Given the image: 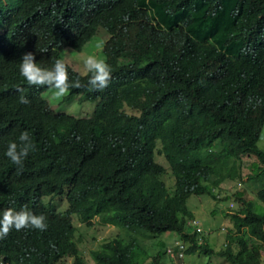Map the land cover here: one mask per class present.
Listing matches in <instances>:
<instances>
[{
	"label": "trees",
	"instance_id": "1",
	"mask_svg": "<svg viewBox=\"0 0 264 264\" xmlns=\"http://www.w3.org/2000/svg\"><path fill=\"white\" fill-rule=\"evenodd\" d=\"M0 26V218L26 206L48 223L0 240V264H61L66 256L89 264L72 240V214L85 227L97 217L123 233L90 250L96 264H163L164 242L145 249L162 232L187 241V256L212 254L189 233L192 195L233 199L215 253L231 264H262L264 0H0ZM99 26L108 34L103 53L127 62L110 65L103 91L66 65L70 82L83 85L68 97L98 102L88 118L51 115L41 96L47 88L28 86L19 73L22 56L31 52L50 69L63 47L79 52ZM24 131L35 151L19 171L5 153ZM158 141L172 191L154 160ZM234 159L244 191L226 196L220 186ZM65 190L68 208L55 213L43 197Z\"/></svg>",
	"mask_w": 264,
	"mask_h": 264
},
{
	"label": "rangeland",
	"instance_id": "2",
	"mask_svg": "<svg viewBox=\"0 0 264 264\" xmlns=\"http://www.w3.org/2000/svg\"><path fill=\"white\" fill-rule=\"evenodd\" d=\"M1 27V26H0ZM107 39V31L105 28L99 26L90 39L85 42L79 52L72 51L68 46L63 47L59 51V58L66 63L73 71L79 74H85L86 70L83 65L84 59L88 55L95 54L98 58L104 59L109 65L119 64L121 61L126 63L128 59L120 57L117 54L106 55L102 51L105 40ZM45 100L46 110L52 114L67 113L77 118H83L93 113L97 101L81 100L78 95H72L69 100L56 99L53 91L47 89L42 93ZM260 146L264 147V135L259 140ZM155 160L165 168L163 179L170 191L173 190L174 177L169 173V167L159 153L155 154ZM227 176L224 177L221 183V189L226 193V196L232 195L237 190L244 191V178L239 177V162L231 160L228 163ZM219 167L217 175L221 176L224 169ZM241 182L238 186L237 183ZM246 197L253 199V195L245 192ZM47 202L54 205L57 212H63L67 207V201L64 195L46 198ZM255 200V199H254ZM230 202L234 203L233 199L214 200L207 195H192L188 199V208L193 212L194 217L201 221L204 231L208 232L209 245L212 249H219L224 242L225 234L229 231L230 222L227 214L233 210L230 208ZM257 203L256 201H254ZM234 207V206H233ZM258 212L264 214V207H258ZM72 222L75 226L76 232L74 241L81 250L80 253L89 264H96L90 256V250L96 249L104 241L110 240L120 233L116 227L107 224H101L97 218L92 221L90 227H85L84 223L80 222L77 216L72 217ZM155 240H162L165 244H170L177 236L173 232H162ZM146 248V247H145ZM187 264H231L224 258L217 254L204 255L195 253L186 256ZM262 264H264V251L262 253ZM149 259L144 264H149ZM65 264H73L71 258H66Z\"/></svg>",
	"mask_w": 264,
	"mask_h": 264
},
{
	"label": "clouds",
	"instance_id": "3",
	"mask_svg": "<svg viewBox=\"0 0 264 264\" xmlns=\"http://www.w3.org/2000/svg\"><path fill=\"white\" fill-rule=\"evenodd\" d=\"M107 37H108V34H107ZM106 40H105V42H106ZM105 42H104V44H105ZM72 51H74V50H72ZM120 63H123V62L121 61ZM66 65L67 64L64 63L62 60H60V58H59V59L55 60L54 64L52 65V67L50 69L42 67L38 63L35 62L34 54L31 52H28V53H25L21 58V62L19 65V73L24 78V80L26 81L28 86L46 87L47 89H50L53 91V95L56 99H62L64 97L62 100L67 101L71 97V96L68 97L69 96V94H68L69 90L72 88H81V87H83V85L80 83L79 80L70 82ZM83 65H84V68L86 70L85 74H87V73L90 74V78H89L88 83L90 85L91 90L103 91L104 89H106L108 87V85L111 81V78H112V68L104 59L98 58L95 54H91V55H88L86 59H84ZM85 74H80V75H85ZM46 90H44V91H46ZM16 91L21 94L19 96V102L21 104L27 105L30 103V101L26 98V96L23 95V93L25 91L24 88L17 87ZM42 93H41V96H42ZM42 98H43V96H42ZM79 98L81 100H87V99H82L80 96H79ZM88 101H90V100H88ZM44 102H45V100H44ZM45 109H46V107H45ZM93 113H94V110H93ZM59 114H67V113L62 112ZM59 114H57V115H59ZM92 114L85 116L83 118H88V117L92 116ZM67 115H69V114H67ZM54 116H56V115H54ZM69 116H72V115H69ZM73 117H75V116H73ZM75 118H77V117H75ZM18 139H19V144L16 142H10L8 144L5 156L14 165L17 166L19 171H23L24 160L28 157L30 152L35 151V145L33 144L32 140H31L30 133L27 131L21 132ZM258 145H260L259 141H258ZM160 146H161V143H160V141H158L157 146H156V150L154 153V160H155V154L156 153H159L165 159L164 155L161 152H159ZM165 161L169 167V164H168L166 159H165ZM155 162H156V160H155ZM156 163H158V162H156ZM159 165L162 166L161 164H159ZM163 169H164V172L162 173V177L165 174V168L163 167ZM169 173H170V169H169ZM239 173H240V170H239ZM237 185L240 186L241 182H238ZM173 187H174V185H173ZM237 191H242V190H237ZM61 195H64L66 198V190L64 193H61L59 195H53V194L44 195L43 202L46 205L51 206L55 213H61L62 214L68 208V202H67V207L63 212H57L55 210L54 205L45 200L46 198L58 197ZM66 201H67V198H66ZM229 206H230V208H233L234 203L230 202ZM232 211H230V213ZM73 216H77V215L72 214L70 216V218L72 219ZM95 218H97V217H95ZM95 218H93V220ZM107 225H109V224H107ZM112 226H114V225H112ZM114 227H116L117 230L121 233L119 227H117V226H114ZM187 227L189 228V233H197L198 234V236L196 238L197 244H203L204 242L205 243L207 242L209 244V240H208V236H207L208 232L204 231L202 224H201V221L199 219H197L196 217L188 219L187 220ZM47 228H48L47 218L43 214L36 215L31 210H29L26 206L22 207L19 211H16L12 208H8V209L3 210L2 218H0V240L5 239L13 229L16 230L17 232H19L21 230H25V229H34V230H39V231L43 232V231H46ZM173 233H175V232H173ZM117 235L115 237H117ZM175 235L177 237L174 238L170 244H166V247L164 249V262H163V264H187L185 261V258L187 256L186 255V249L189 246V244L187 241L182 240L176 233H175ZM158 236H161L160 233L155 235L154 237H152V239H151L152 244H148L145 246L146 247L145 249L147 252H154L155 250L158 249L159 242H164L162 240L161 241L155 240ZM73 237H75V234H73ZM115 237H113V238H115ZM112 239H110V240H112ZM72 240L74 241V238H72ZM107 241H109V240H107ZM104 242H106V241H104ZM104 242H102V243H104ZM75 244H76V242H75ZM76 246L78 247L77 244H76ZM78 249H79V247H78ZM79 251H81V250L79 249ZM213 251H214V253H212V254H217V253H215L216 250L213 249ZM198 252L201 254H204V255H212V254L203 253L200 250H197L196 254ZM80 255L82 256L81 253H80ZM66 258H71L73 261V264H75L74 259L71 256H66L63 259V261L61 262V264H65ZM85 259L86 258H84V260ZM148 259H149V261L151 260L150 258H148ZM148 259H146V260H148ZM86 260L88 261V259H86Z\"/></svg>",
	"mask_w": 264,
	"mask_h": 264
}]
</instances>
